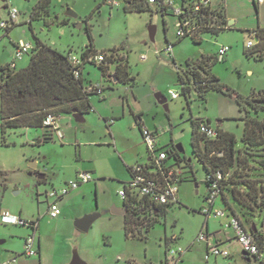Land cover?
I'll return each instance as SVG.
<instances>
[{
    "label": "rangeland",
    "instance_id": "374dc122",
    "mask_svg": "<svg viewBox=\"0 0 264 264\" xmlns=\"http://www.w3.org/2000/svg\"><path fill=\"white\" fill-rule=\"evenodd\" d=\"M38 1L0 0V20L7 18L8 8L14 7L19 12L16 24L9 29L7 35L0 30V66L11 64L13 61V41L21 40L33 44L32 35L60 53L70 51L78 54L88 46L89 40L85 32V26L88 25L95 51L108 52L113 48L117 49L118 55L128 57L129 70L135 77L132 89L128 88L131 84L121 83L106 89L104 96L107 101L104 106L119 109L122 100L127 97L134 110L143 113L144 119L152 129L154 125L159 128L158 147L171 148L181 144L183 148L181 155L190 161L189 166L184 168L185 179L179 184L178 203L167 206L162 213L164 215L156 217L144 238L125 237L123 215L110 212L114 206L119 207L121 204L117 192L122 188V183L108 179L112 173L120 175L123 172L121 158L117 152L113 154L106 147L86 150L83 146L75 145V142H69L66 137L63 143H60V138L55 137L54 142L37 146L31 142L34 140L33 131L28 133L19 128L7 130L3 143L0 133V171L3 172L0 176V212L19 214L26 221L42 218L39 228L42 264H69L73 252H76L86 264L128 262L164 264V252L167 248H185L191 242L194 243L197 234L201 230L205 232L203 224L206 217L201 209L206 204L204 198L207 187L204 181V168L193 154L190 145L192 120L209 119L210 125L214 128L218 121L226 117L222 120V125L236 135V152L231 170L237 167V157L241 152L247 157L250 172L236 176L235 181L230 183V189L223 192L244 226L249 227L253 224L257 229L260 228L264 218V206L260 207L249 196L250 190L243 180L255 182L260 191L264 181V143L250 149L244 146L240 139L242 121L238 119L240 114L233 99L210 90L204 99L191 92L187 102L181 94L177 79V69H183L187 59L196 61L203 54L216 56L219 47L229 46L226 54L212 63L210 72L221 83L243 95H248L254 87L264 89V60L245 53L247 50L245 44L252 39L248 33L236 28L220 31L217 35L203 33L201 42L195 43L188 36L177 38L175 27L177 18L173 9L169 8L164 15L155 5H150L146 11L124 12L125 0H114L116 4L113 5L107 0H48L47 3L35 7L29 23L30 12ZM171 2L173 8H178L182 0ZM67 9L73 11L76 17L66 16ZM237 13L246 15L247 12L242 6ZM251 20L252 16L249 15L244 18L245 22ZM149 27L154 29L152 39ZM168 42L173 45L170 52L165 50ZM142 55H146L147 59L141 60ZM28 61L29 53H26L15 61L17 66L14 69L25 67ZM83 69L86 79L90 78L93 82L100 79L97 65L86 64ZM170 90L178 94L176 99L170 97ZM155 93H160L165 98L166 108L156 101ZM92 99L96 100V97ZM124 103L126 106V101ZM260 118L264 119V115ZM85 119L86 134L89 135L87 138L83 135L81 141L98 139L99 136L102 137L100 141L106 139L104 137L107 134L106 123L96 113L86 114ZM131 122L126 118L116 127L118 143L126 145L132 140L131 134H135L136 131L131 129ZM92 129L94 133H91ZM60 131L64 132L62 127ZM140 142L145 156L141 163H145L148 154L141 136ZM79 149L86 155L92 152L94 157V161L84 159L79 163H83L85 167L96 163L107 178L99 181L96 187L91 182L80 186V191L86 190L85 194L71 201L62 202L61 215L56 219L50 218L46 213L44 192L49 191L51 186L37 184L38 176L42 174L43 166L48 174L60 172L57 168H51L54 159L57 167L66 165L70 168L65 171H72V167L78 164L76 160ZM43 154L51 158L48 165L41 158ZM129 179L130 176L124 181H119L128 182ZM4 186L6 188L3 192ZM232 189L245 191L243 201L234 196ZM213 208L220 209L219 200H216ZM94 212H99L100 215L91 223L87 232L75 228L73 223L76 218ZM63 217L65 220H61ZM226 221L223 216H211L208 233L215 234L218 240L225 239L226 236L233 237L232 231L226 234L224 227L220 225ZM27 235H29L27 227L4 224L0 221L2 241L0 258L11 251L22 254L23 238ZM173 236L177 237L176 241ZM225 245L228 246L230 253L234 254V258L219 257L216 262L211 260L206 263L203 259V245L195 243L188 253L187 251L184 253L183 262L178 264H246L238 254L240 249L235 241ZM20 259L27 260L26 264H37L36 258L25 259L21 255Z\"/></svg>",
    "mask_w": 264,
    "mask_h": 264
},
{
    "label": "trees",
    "instance_id": "16d2710c",
    "mask_svg": "<svg viewBox=\"0 0 264 264\" xmlns=\"http://www.w3.org/2000/svg\"><path fill=\"white\" fill-rule=\"evenodd\" d=\"M48 0H39L30 12V20L32 19L33 11L36 6L47 3ZM191 0H182V9L188 10L186 6ZM150 5H155L163 15L169 10L168 7L156 0L155 3H149L148 0H125L123 6L124 12H141L149 9ZM227 20L224 22L226 23ZM14 26V25H13ZM10 29V28H9ZM9 29L6 32H9ZM228 28H218L206 30L201 33H210L217 35L220 31L229 30ZM89 43L88 46L80 53L82 58L89 55L104 53L106 51H95L92 44L90 28L85 26ZM257 39L255 46L252 49L245 51L246 55H255L261 59L264 53V29L257 28L254 32ZM34 43L29 53V61L27 65L21 69L15 70L10 68L8 64L0 66V133L2 142L5 143L4 136L7 130L20 127H43L42 121L48 112L56 114H70L73 110L86 113L92 108L88 102V96L83 92V80L81 78L82 69L86 64H94L83 62L80 69V78L76 79L73 74L74 67L68 62L67 55L52 49L51 47L41 43L34 35ZM195 43L201 42V36L196 39L190 37ZM108 52L115 56L111 60L114 64L113 78L117 83L131 84L135 83V77L129 74L128 57L126 55H118L117 49H111ZM216 61L215 56H204L192 61L186 60V65L183 69H177V79L180 85L181 94L187 102L191 92H194L198 97L204 99L207 92L214 90L233 99L242 116L239 118L243 121V132L240 137L244 146L250 149L254 146L264 143V119L260 116L264 115V90L258 92H250L248 95H243L229 86L221 83L219 79L210 72L212 63ZM101 75L104 76L108 67L97 65ZM200 120H192V129L190 135V145L193 154L197 157L206 175L213 174L217 171L221 172L226 179H223L219 184V197L223 204V210L229 216L236 217L240 223L239 216L230 207L228 198L224 194V190L230 189V183L235 181V177L242 173H249L250 169L247 164V157L243 153H239L237 157V167L234 170L235 159V142L236 137L233 133L217 129L215 139L206 138L198 131ZM141 127V126H140ZM50 140L46 135L44 141ZM264 151V149H263ZM221 153V156L217 154ZM185 159V156H180ZM129 170V169H128ZM3 172L0 171V176ZM205 184L207 181L204 179ZM249 188V196L260 207L264 206V181L262 182L260 191L253 181L243 180ZM6 186L2 188L4 191ZM233 194L239 200L243 201L244 190H234ZM126 210L128 207L123 203ZM165 212V209L159 211L160 214ZM124 235L125 237L144 238L147 231L150 229L152 222L145 226L144 229L136 231L131 227L133 223L131 214L128 211L123 215ZM37 220V219H36ZM253 225V224H252ZM251 225V226H252ZM244 226V225H243ZM251 226L247 227L251 229ZM255 232L253 235L257 238L260 236L259 228L254 225ZM166 251V250H165ZM165 255V252H164ZM128 264H140L136 262H128Z\"/></svg>",
    "mask_w": 264,
    "mask_h": 264
},
{
    "label": "built area",
    "instance_id": "2783aa9c",
    "mask_svg": "<svg viewBox=\"0 0 264 264\" xmlns=\"http://www.w3.org/2000/svg\"><path fill=\"white\" fill-rule=\"evenodd\" d=\"M164 6L173 9V13L177 20L175 23L177 38L193 37L198 39L201 33L206 30L228 28L223 7L212 8L210 6L211 0H191L186 6L188 10L182 9L181 5L178 8H173L171 0H159ZM261 2V0H258ZM110 5L116 4L114 0H107ZM149 3H155L156 0H148ZM7 18L0 20V30L6 34L7 30L11 28L17 21L18 10L14 7L8 8ZM257 42L248 40L245 44L246 49H252ZM172 44L169 42L165 50L170 52ZM32 46L19 40L15 46L14 59H20L24 54L28 53ZM229 46H221L218 48L215 56L219 60L229 50ZM115 55L111 52H104L94 55H89L82 58L79 54L70 52L67 55L68 62L74 67L73 74L76 79L80 78L79 66L83 62L95 63L103 67H109L111 60ZM141 60H146L147 56L142 55ZM10 68H15L14 61L8 64ZM83 92L86 94H95L102 96L103 88L95 83H83ZM172 99H176L178 94L172 90L169 93ZM61 116L59 114L48 112L43 118L42 125L45 129V135L53 140L55 137H61ZM198 131L206 138L215 139L217 136V129L210 126L207 122L200 120ZM140 133L143 143L146 146L148 160L144 164H135L129 168L130 179L128 182L122 184V188L118 190L117 195L122 200V207L126 211L129 210L133 223L131 227L136 231L137 229H144L156 214H160L161 209L167 206L175 205L177 201V193L180 182L185 179L184 168L189 166L190 161L186 158H181L174 147L165 148L158 147L156 130H149L146 127H140ZM221 156V153L217 154ZM91 175L86 172H79L75 180L69 181L61 186L59 189L51 188L46 192L47 209L46 212L50 218H56L60 214L58 201L62 199L71 190L76 189L80 184L88 182ZM207 181V191L204 200L205 206L201 212L205 217H224L226 215L223 209L214 210L215 200L219 197V184L223 179H226L221 172L217 171L213 174L206 175L204 178ZM125 203L128 207L126 210ZM0 221L9 225H21L35 230L37 220L26 221L22 217L13 215L9 211L0 212ZM233 232V237H226L218 240L215 234H209L207 231L201 230L194 242H203L206 250L204 259L209 257L230 256V252L225 245L226 243L235 241L242 253L246 256L255 259L264 264V218L259 228L260 236L255 237L250 228L243 226L240 221L233 216H228V221L225 224ZM22 255L26 257H34L38 254L37 242L34 234H29L24 238ZM184 249L181 247L167 248L165 251L164 264H175L180 258ZM17 255L11 257L7 261L0 264H12L16 261Z\"/></svg>",
    "mask_w": 264,
    "mask_h": 264
},
{
    "label": "crops",
    "instance_id": "0c3cea01",
    "mask_svg": "<svg viewBox=\"0 0 264 264\" xmlns=\"http://www.w3.org/2000/svg\"><path fill=\"white\" fill-rule=\"evenodd\" d=\"M210 6L212 8L223 7L225 18L227 20L229 27L234 28V29L236 28L238 30L240 29L241 32L248 33L250 38H252V40H254V41H255L256 37H255L253 32L257 28L264 29V0H261V2H259L258 0H211ZM242 6L245 7V11L247 12L246 15H238V13H237L239 8H242ZM248 15L252 16V20L249 22H245L244 18H246ZM229 21H231V24L229 23ZM16 43L17 42H14V41L12 43L13 47H14L13 48V61H14L15 67L17 66L15 61L19 60V59H14ZM30 45L33 46V44H30ZM171 51H172V49H171ZM204 56H206V55H204ZM209 56H213V55H209ZM259 60H264V53L262 54V57ZM110 67H111V70H110ZM83 70L84 69H82V74H81V78L83 80V83L89 82V83H95V84L100 85L103 88L102 96L99 97L98 95H95V94H91L88 96V102H89L92 109L86 113L79 112L82 116L81 119H78V120L74 119L72 117L71 113L60 115L61 116L60 117L61 118V127H62V130L64 132L61 133L62 135H61L59 141H60V143H63V140L67 138V140H69V142H75V145H79V147L83 146L84 148H86V150L92 149V148L97 149V148H101V147H106V148H109L113 154L117 152L118 156H120V158H121L123 172L120 175H115L112 173V175H109L108 179H109V181L117 180L118 183L123 184L124 183L123 181L126 180L127 177L129 178V176H130L128 169L131 166H133L135 164H144V163H141L145 160V156L143 155V146L140 142V136H141L140 126H143V127L147 126L146 128L149 130H156L158 137H159V128L154 125V127H153L154 129H152L151 126L148 125L146 119H144L143 113L140 111H135L133 106L130 104L129 100L127 99V97H126V99H124V101L122 100L121 107L119 109L116 108V110H114L113 107L109 109V108H107V106H104L106 101H107L106 96H104V91L106 89L112 88L114 86V84H119L113 78L114 64H111L108 67L106 74L104 76H102L101 72H100L101 77L97 82H93L90 78L86 79L84 74H83ZM128 71H129V74L131 76H133V74L130 72L129 69H128ZM124 85H128V84H124ZM128 88L132 89L133 85H130ZM257 88L254 87L252 89V91L258 92L260 90H264L262 87H260V88L257 87ZM92 97H96V100H93ZM125 101H126V106L124 103ZM90 112L96 113L98 115V117L106 123L105 126H106V130H107V134L104 135V137L106 139H104L103 141H100L102 139V137H100V136L98 137V139H95V138H91L90 140L89 139H87V140L82 139L83 141H81V138L83 137V135L86 138L89 135V134H86L87 129L85 127V124H86L85 116H86V114H89ZM239 114H240V116H239V118H240L242 116V114L240 112H239ZM126 118H128L129 120L132 121L130 123L131 129H134V131H136V132H135V134H131L132 140H129L128 144L125 145V144L118 143V130L116 127L118 126V124L122 120H126ZM225 118L226 117H223L221 119V121H218V125L214 128L233 133L232 131H229V129H227L226 127H224L222 125L223 124L222 120H224ZM205 122H207L210 125L209 119H207ZM76 124H78L79 126L76 127L75 126ZM19 129H23L25 132L27 131L28 133L33 131L32 133H33L34 140H32L31 142H33L37 146L43 145V144L48 143V142H54V139L44 141L45 129L43 127H20ZM242 132H243V121H242V128H241V132H240V137L242 135ZM70 133H73L74 135H72V134L70 135ZM91 133H94L93 129H92ZM139 134H140V136H139ZM234 136H236V135L234 134ZM126 140H128V139H126ZM120 146H121V149H120ZM128 152H129V154H128ZM41 158L44 161H46L47 165L49 164V162H51L50 161L51 158L44 155V154L42 155ZM84 159H88L89 161H94V157L92 156V152L90 155H86L85 153L82 152V149H79L78 158L76 160L78 162V164H76L72 167V171L66 172L65 170H67V168L68 169L70 168L66 165H59L57 167L56 166V159H54L53 164H51V168H57V171L60 170V172L59 173L54 172V173L48 174V173H46L45 167L43 166L44 169H42V174H40L38 176L37 184L50 185L51 188L59 189L65 183L72 181V180H75L77 177V174L79 172H86V173H89L91 175V179L88 182L80 184L76 189L69 191L67 193V195H65L62 199H60L58 201V205L60 208L59 216L61 215V203L62 202L64 203L65 201H67V202L71 201L77 197H80V195L83 196L85 194L86 190L81 189V191H80V189H79L80 186L83 187L85 185L90 184V182H91L92 185L94 187H96L98 185L99 181H101V180L103 181V180H105V178H107L105 173L102 171L101 168L98 167V165L96 163H93L91 166H87V167L83 166V163H79V161L83 162ZM147 160H148V157L146 158V161ZM119 180H123V181H119ZM178 190H179V187H178ZM46 192L47 191H45L44 194H46ZM68 196H69V198H68ZM45 198H46V196H45ZM216 200L220 201V209H223V204L221 202L220 197H218ZM216 200H215V203H216ZM45 202H46V209H47V198H46ZM215 203H214V205H215ZM119 206H122V200H121V204ZM82 212H84V211H82ZM80 214H82V213H80ZM17 216H20V215L18 214ZM228 216L229 215L226 214L223 218L228 221ZM58 217H56V218H58ZM210 218H211V216L206 217L204 224H203L205 231H207V232H209V229H210L209 228L210 227V225H209ZM61 220H65V217H63ZM41 221H42V218L38 217L35 230L28 228L29 234H31V233L34 234V237L36 239L38 254L34 257H26L22 254L15 253V251H11L10 254H7V255L5 254V256L3 258H0V263H3L5 261H7L8 259H10L11 257L17 255L16 261H17V259L19 261H17V262L15 261L14 263L15 264H26L27 260L20 259V256L22 255L23 257H25V259L26 258H28V259L36 258L37 264H42L43 255H42L41 239H40V234H39V228H40ZM227 221L223 224H220L224 227L223 230L226 232V234H228L229 231H232L230 228L225 227V224L227 223ZM123 224H124V219H123ZM226 237H229V236H226ZM24 238H23V243H24ZM229 238H232V237H229ZM173 239L176 241L177 237L173 236ZM195 243H201L203 245V259H204L205 250H206L205 244L203 242H194V243L191 242L190 244L185 246V248H183L184 252L181 254L180 258L177 260V262L175 264L183 262V260L185 259L184 253H186V251L188 253V250L191 249ZM232 243H233V240L231 242H229V244H232ZM227 248H228V246H227ZM228 250H229V248H228ZM229 252H231V251H229ZM238 254L244 259L246 264H249L250 262H255L257 264H261L260 262L256 261L255 259L244 255V253H242L241 251ZM218 258L219 257H209L208 260H205V259L204 260L206 263H208L211 260L216 262ZM220 258H222V257H220ZM226 258L227 259L228 258L229 259L234 258V254L230 253V256L226 257ZM14 263H12V264H14Z\"/></svg>",
    "mask_w": 264,
    "mask_h": 264
},
{
    "label": "water",
    "instance_id": "95a60500",
    "mask_svg": "<svg viewBox=\"0 0 264 264\" xmlns=\"http://www.w3.org/2000/svg\"><path fill=\"white\" fill-rule=\"evenodd\" d=\"M66 16L68 17H72V18H75L76 17V14L67 9L66 11ZM229 23L231 24V21H229ZM153 33H154V29L153 27H149V34H150V38L152 39V36H153ZM257 39L255 38V41ZM115 80V79H114ZM155 98H156V101L160 104H163V106L166 108V100L165 98L160 94V93H155L154 94ZM71 115L74 119L78 120V119H81L82 116L79 112H77L76 110H73L71 112ZM264 135V133H263ZM174 148L179 152V153H182L183 152V148L181 146V144H176L174 146ZM189 161V160H188ZM110 212L112 214H118V215H124L125 214V209L122 207V206H119V207H113ZM104 213V212H102ZM100 213L99 212H94V213H89V214H85L79 218H76L74 220V226L76 229H78L79 231L81 232H87L91 223L97 218L99 217ZM251 231L252 232H255V229H254V225L251 226ZM2 241H0L1 243ZM245 255V254H244ZM69 264H86L83 260L80 259L79 255L76 253V252H73V256L71 258V261Z\"/></svg>",
    "mask_w": 264,
    "mask_h": 264
}]
</instances>
